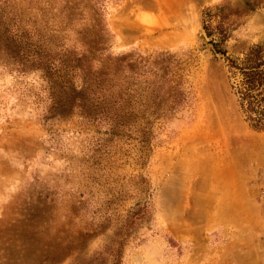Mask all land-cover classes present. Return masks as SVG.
Masks as SVG:
<instances>
[{"label": "rangeland", "instance_id": "obj_1", "mask_svg": "<svg viewBox=\"0 0 264 264\" xmlns=\"http://www.w3.org/2000/svg\"><path fill=\"white\" fill-rule=\"evenodd\" d=\"M206 10L227 28L217 47ZM258 44L264 0H0V264L264 259V158L216 157L264 149L226 61ZM101 69L95 106L79 91ZM199 150L212 176L192 169Z\"/></svg>", "mask_w": 264, "mask_h": 264}, {"label": "trees", "instance_id": "obj_2", "mask_svg": "<svg viewBox=\"0 0 264 264\" xmlns=\"http://www.w3.org/2000/svg\"><path fill=\"white\" fill-rule=\"evenodd\" d=\"M247 8H249V6H247ZM211 16V10H206L204 12V30L206 31L207 35H211L213 32H218L219 38L217 39V43L215 44V46L217 47L219 44L223 43L226 40L227 28L224 27L221 22H219L214 30L208 22ZM90 44L93 46L94 42H90ZM91 45L89 46L90 50L88 48V51H93V47ZM215 51L220 54L224 53L220 49H216ZM226 61L231 78L233 79V88L235 90V95L237 96V100L241 112L245 117V120L255 128L264 129V44H258L251 47L248 52H246L240 59L226 58ZM47 62L48 60L45 62V66L42 67L46 68L45 70L53 69L54 66H52L51 64L46 66ZM75 63V66H65V69H76L77 67H79L78 65L80 61L77 59ZM80 68H83V66H80ZM108 76H110V74H104L102 69L96 70V72L92 74L89 82H85V86L81 88L79 93L82 94L85 90L84 88L89 89L96 98L97 104L95 106H97L99 103L101 104V96L103 94L109 95L112 89V86H105L104 84L106 81L105 77ZM112 79L113 77L111 76L108 81H112ZM52 85V88H54L56 82H52ZM64 88V98L69 99L71 96V94L67 90L76 92V90L70 88V86H65ZM100 94L102 95L100 96ZM67 99H65V101L61 105L67 106L69 103ZM79 101L80 103L78 102L77 104H70L71 106L75 105L80 108V113H87L85 109L83 110L84 104H81L82 99H79Z\"/></svg>", "mask_w": 264, "mask_h": 264}, {"label": "bare ground", "instance_id": "obj_3", "mask_svg": "<svg viewBox=\"0 0 264 264\" xmlns=\"http://www.w3.org/2000/svg\"><path fill=\"white\" fill-rule=\"evenodd\" d=\"M212 110H214V109H212ZM214 113V112H213ZM231 114V113H230ZM211 118V117H210ZM223 118V117H222ZM227 119V118H226ZM218 120H220V119H218ZM207 123V122H206ZM213 123V122H212ZM214 124V123H213ZM212 124V125H213ZM214 126V125H213ZM215 128V127H214ZM203 129V128H202ZM210 130H211V128H210ZM228 130V129H227ZM226 130V131H227ZM241 130V129H240ZM201 131V130H200ZM212 131V130H211ZM214 131V130H213ZM238 131V130H237ZM239 132V134L241 135V133H240V131H238ZM238 132H236L235 131V133H238ZM207 133V132H206ZM213 133V132H212ZM197 134V133H196ZM231 134V133H230ZM239 134H237V135H239ZM204 135V134H203ZM213 135V134H212ZM239 135V136H240ZM243 135V134H242ZM186 136V135H185ZM200 136V135H199ZM205 136V135H204ZM229 136V135H228ZM250 136V135H249ZM194 137V136H193ZM244 137H245V135H244ZM253 137V136H252ZM202 138V137H201ZM193 139V138H192ZM238 140H240V138H237ZM219 140V139H218ZM247 140V139H246ZM248 140H249V138H248ZM186 141V140H185ZM197 141H198V138H197ZM241 141L242 140H240V141H238L239 143H241ZM243 141H245V140H243ZM242 141V142H243ZM259 141V140H258ZM263 141V140H262ZM238 142H236V143H238ZM248 142V141H247ZM251 142V140L249 141V143ZM255 142V141H254ZM190 143V142H189ZM202 144L204 143V140L201 142ZM221 143V142H220ZM235 143V144H236ZM238 143V144H239ZM244 143V142H243ZM252 143H253V141H252ZM252 143H250L249 144V146H251V144ZM256 143V142H255ZM258 143V142H257ZM260 143V142H259ZM187 144V143H186ZM217 144V143H216ZM232 144V143H231ZM242 144V143H241ZM245 144L246 145H248L247 143H246V141H245ZM254 144V143H253ZM252 144V145H253ZM262 143H260V145H261ZM230 145V144H229ZM258 145V144H257ZM203 146H206V145H203ZM216 146V145H215ZM220 146V145H219ZM238 146H240V145H238ZM254 146H256V145H254ZM262 146V145H261ZM264 146V145H263ZM247 147V146H246ZM246 147H244L243 146V144H242V146H240L239 148L240 149H242V151L241 150H239L238 151V153H237V149H239V148H235L236 150L234 151V150H231V151H227L226 149L224 150V151H222V149H221V152H220V150H219V152H218V154H217V158L220 160V162H226L227 161V164L229 165V167H231V166H233V164H235V162H237V161H239L240 159L238 158L239 157V155H241L240 156V158L241 157H243V158H241V160H251V158H256L257 156H262L263 158H264V149H261L260 147H259V149H261L260 151H257V153H255V152H252V151H250L249 153H244V151H245V149H247V150H249L248 148H246ZM194 148V147H193ZM206 148V147H205ZM225 148H227V147H225ZM264 148V147H263ZM195 149V148H194ZM255 149V148H254ZM257 149V148H256ZM184 150V149H183ZM186 150V149H185ZM229 150V149H228ZM246 150V151H247ZM196 151H198V150H196ZM201 151V152H200ZM203 150H199V152L197 153V152H194V153H197V156L195 157V159L197 160H194L195 162H194V164H192V169H196V168H198V167H200V171L201 172H206V173H204L205 175H211V174H209L208 172L210 171V169H211V167H213L214 165H216V164H214L213 165V163H212V159H210L209 157L211 156L210 154H209V156H208V153L206 152V151H203ZM194 153H193V159H194ZM217 153V152H216ZM214 154V153H213ZM189 156V155H188ZM191 156V155H190ZM184 160V159H183ZM213 161H214V163L216 162V158H214L213 159ZM191 162H192V159H191ZM183 163V162H182ZM186 164V163H185ZM223 165V164H222ZM231 165V166H230ZM226 166V165H225ZM181 167V166H180ZM214 167H216V166H214ZM213 167V168H214ZM236 167V166H235ZM179 168V166L177 167V169ZM232 168V167H231ZM234 168V167H233ZM176 169V168H175ZM221 169V168H220ZM180 170V169H179ZM183 170V169H182ZM217 170V169H216ZM215 170V171H216ZM195 171V170H194ZM198 171V170H197ZM196 171V172H197ZM221 171V170H220ZM220 171H219V169H218V171L217 172H215V175H216V173H217V176H215L216 178H219V176H220V178L222 177L221 175H223L222 173H224V171H222V173H220ZM230 171V170H229ZM181 173H182V171H181ZM183 173H184V170H183ZM232 173H234L233 171H232ZM201 174H203V173H201ZM203 174V175H204ZM213 174V173H212ZM178 175V174H177ZM181 175V174H180ZM184 175V174H183ZM182 175V176H183ZM195 175V174H194ZM199 175V174H198ZM202 175V176H203ZM212 176V175H211ZM184 177L185 176H183V179H184ZM190 177V176H189ZM188 178V177H187ZM186 179V178H185ZM211 179H212V177H211ZM188 181L190 180V179H187ZM174 181V180H173ZM221 182V181H220ZM220 182L218 181V180H216V182H215V185L218 187V186H220L221 184H220ZM224 182V181H223ZM174 183V182H173ZM179 182H177V184H178ZM190 184H192L193 182H189ZM212 183V182H211ZM184 184V183H183ZM225 184V183H224ZM237 184H239V183H237ZM174 185V184H173ZM185 185V184H184ZM194 185V184H193ZM199 186V187H198ZM198 186H196V188L198 189V190H200V189H202V186L203 185H198ZM221 186H223V185H221ZM220 186V187H221ZM227 186V185H226ZM205 187H206V185H205ZM211 187H212V184H211ZM178 188V187H177ZM209 188V187H208ZM214 188V187H213ZM223 188V187H222ZM206 189V188H205ZM180 190V189H179ZM228 190H229V188H228ZM162 192V191H161ZM169 192V188H167V186L164 188V190H163V195L164 196H168L167 195V193ZM223 192V191H222ZM179 193H180V191H179ZM178 193V194H179ZM220 193V192H219ZM225 193V192H224ZM227 193V192H226ZM169 194V193H168ZM209 194V193H208ZM208 194L203 198V203H204V205H205V203H210V198L209 197H207L208 196ZM227 195V194H226ZM229 195V194H228ZM195 196V195H194ZM214 196H215V194H214ZM214 196H212V197H214ZM217 196V195H216ZM162 197V196H161ZM184 197V196H183ZM232 197V196H231ZM235 197V196H234ZM239 197V196H238ZM189 198V197H188ZM201 198V197H200ZM216 198H218V197H216ZM173 199V198H172ZM171 199V200H172ZM177 199V198H176ZM187 199V198H186ZM202 199V198H201ZM232 199V198H231ZM170 200V201H171ZM181 200V199H180ZM185 200V199H184ZM169 201V200H168ZM232 201V200H231ZM172 202H173V200H172ZM185 202V201H184ZM222 202V201H221ZM229 202V201H228ZM234 202H236V201H234ZM182 203V202H181ZM213 203V202H212ZM211 203V204H212ZM222 203H224V202H222ZM165 204H167V207H169V206H171L170 204H171V202H166ZM173 204V203H172ZM217 204V203H216ZM174 205V204H173ZM179 205V204H178ZM210 205V204H209ZM208 205V206H209ZM181 206V205H180ZM179 206V207H180ZM208 206H206V207H208ZM161 207H163V206H161ZM178 207V208H179ZM210 207H211V205H210ZM233 207V206H232ZM171 208V207H170ZM169 208V209H170ZM215 208V207H214ZM213 208V209H214ZM165 209H167V208H165V206H164V210ZM222 209V208H221ZM216 210V209H215ZM194 211V210H193ZM219 211V210H218ZM170 212V211H169ZM177 212V211H176ZM214 212V211H213ZM174 213V212H173ZM193 213V212H192ZM195 213V212H194ZM217 213V212H216ZM165 214V213H164ZM170 214V213H169ZM208 214H210V213H208ZM214 216V215H213ZM231 217V216H230ZM210 219H212V218H210ZM261 258V257H260ZM260 258H257V257H253V259H251L250 261H248V262H245V264H264V259H261L260 261H258ZM222 264V263H221ZM224 264V263H223Z\"/></svg>", "mask_w": 264, "mask_h": 264}]
</instances>
